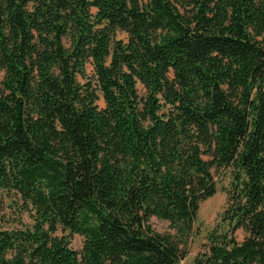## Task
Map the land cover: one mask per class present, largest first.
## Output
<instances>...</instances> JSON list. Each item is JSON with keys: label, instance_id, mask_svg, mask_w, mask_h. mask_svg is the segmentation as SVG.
<instances>
[{"label": "trees", "instance_id": "16d2710c", "mask_svg": "<svg viewBox=\"0 0 264 264\" xmlns=\"http://www.w3.org/2000/svg\"><path fill=\"white\" fill-rule=\"evenodd\" d=\"M0 74V192L36 210L0 264H179L221 168L194 264H264V0H0Z\"/></svg>", "mask_w": 264, "mask_h": 264}, {"label": "rangeland", "instance_id": "374dc122", "mask_svg": "<svg viewBox=\"0 0 264 264\" xmlns=\"http://www.w3.org/2000/svg\"><path fill=\"white\" fill-rule=\"evenodd\" d=\"M118 39L127 40L126 32L119 30ZM88 71L93 73L92 67ZM3 74H0V80ZM139 88L143 87L139 85ZM103 103V102H101ZM231 171L229 168L214 170V177L217 182L218 190L216 194L201 204L197 221L195 223L194 234L186 242V256L179 264H194L196 257L206 251L208 248V235L210 231L219 225L221 230L227 228L222 222L221 214L224 211L227 202V189L231 183ZM36 210L27 203L20 194L14 190H2L0 192V227L2 229H23L32 226L35 222ZM152 227L166 234H175L176 230L167 220L157 217L151 218ZM59 235H66L71 241V247L80 252L83 248L84 237L78 233H71L62 227L58 230ZM235 235L239 240L243 239L244 232L240 229Z\"/></svg>", "mask_w": 264, "mask_h": 264}]
</instances>
